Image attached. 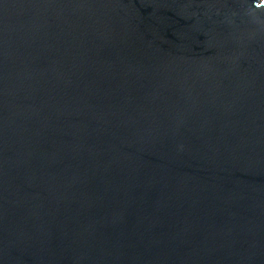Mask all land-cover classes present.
Masks as SVG:
<instances>
[{
	"label": "water",
	"instance_id": "obj_1",
	"mask_svg": "<svg viewBox=\"0 0 264 264\" xmlns=\"http://www.w3.org/2000/svg\"><path fill=\"white\" fill-rule=\"evenodd\" d=\"M0 264H264V0H0Z\"/></svg>",
	"mask_w": 264,
	"mask_h": 264
}]
</instances>
